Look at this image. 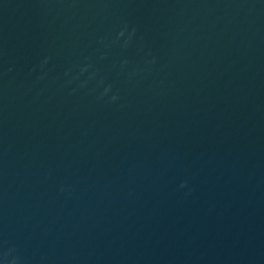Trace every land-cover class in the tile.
Listing matches in <instances>:
<instances>
[{"label": "water", "instance_id": "obj_1", "mask_svg": "<svg viewBox=\"0 0 264 264\" xmlns=\"http://www.w3.org/2000/svg\"><path fill=\"white\" fill-rule=\"evenodd\" d=\"M0 264H264V0H0Z\"/></svg>", "mask_w": 264, "mask_h": 264}, {"label": "clouds", "instance_id": "obj_2", "mask_svg": "<svg viewBox=\"0 0 264 264\" xmlns=\"http://www.w3.org/2000/svg\"><path fill=\"white\" fill-rule=\"evenodd\" d=\"M184 186H185L184 184L181 185V187H184Z\"/></svg>", "mask_w": 264, "mask_h": 264}]
</instances>
